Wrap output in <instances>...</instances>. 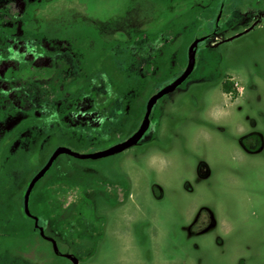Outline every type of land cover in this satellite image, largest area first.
<instances>
[{
	"label": "rangeland",
	"instance_id": "1",
	"mask_svg": "<svg viewBox=\"0 0 264 264\" xmlns=\"http://www.w3.org/2000/svg\"><path fill=\"white\" fill-rule=\"evenodd\" d=\"M0 264H264V0H0Z\"/></svg>",
	"mask_w": 264,
	"mask_h": 264
},
{
	"label": "trees",
	"instance_id": "2",
	"mask_svg": "<svg viewBox=\"0 0 264 264\" xmlns=\"http://www.w3.org/2000/svg\"><path fill=\"white\" fill-rule=\"evenodd\" d=\"M60 55L61 54H56L54 56L55 63L57 61H59V56ZM88 59L89 58H85V57H84V59H82L83 60L82 63H83V65L86 66V71H88L86 75L95 76L97 79H92V80L88 81V84H87L88 88L86 90H88V91L90 90L91 92L94 93L93 103H94L96 109H98L100 111H104L105 109L110 110L111 108H118V106H119V102H118L119 101L118 100L119 97L122 96V93H125V90L129 89L128 85L124 86V84L122 85V83L124 82L126 84L128 82V80H132V78H129L128 76H125L126 75L125 72L122 71V75H120V76H123L122 78H112L110 76V74H109V75H107L108 80L105 83L104 80H99L101 75H102V77H104V66L102 67V65L99 64V63H97L96 65H98L100 68L98 66H94L93 62L88 60ZM50 64L51 63H48L47 65H50ZM31 65H33V64H31ZM43 65H46L45 62H37L33 66H34L35 69H38L40 67L43 68L44 67ZM93 66H94V69H91V67H93ZM52 68H53V64H52V66H48L47 67V69L49 71H51ZM109 83L112 86H113V83L117 84V86H115L114 91H112L111 93H108ZM223 90H224V92L230 94L233 99L237 98V96L239 94V91H238L237 87L235 86L234 81L231 79V76H227L224 79V81H223ZM126 99H124V103L125 104H126V102H125ZM104 104H105V106H104ZM33 116L34 115L32 113L26 115V117L23 119V123L22 124H24V123L30 124L31 122H34L35 124H39L40 125L42 118H39L38 116L37 117H33ZM60 129H62V128H60V126H53L52 128H50V130L48 129V130L44 131L43 134L46 135V134L49 133V131H54L53 134L57 138H58V136H60V137L61 136H65L66 139H70L72 141L75 140V141H77L78 144L80 143L81 145H84L85 148L87 146H89L90 141L87 138V136L82 134V132L76 131L75 133L67 136V135H63L61 133ZM81 150H83V149H81ZM45 172H46V170L42 171V172H41V170L40 171L38 170L33 175V177L31 179H28L26 181L28 186L25 189V200H26V198L29 199V194H30V191H31L35 181L38 178H40Z\"/></svg>",
	"mask_w": 264,
	"mask_h": 264
},
{
	"label": "water",
	"instance_id": "3",
	"mask_svg": "<svg viewBox=\"0 0 264 264\" xmlns=\"http://www.w3.org/2000/svg\"><path fill=\"white\" fill-rule=\"evenodd\" d=\"M148 119H145L140 127L134 131L131 135H129L128 137H126L125 139L109 146L106 147L105 149H100V150H93V151H87V152H83V151H79V150H74L70 147L67 146H60L55 150V153L53 154V157L61 150V151H66V152H70L73 153L74 155L78 156V157H98L100 155H104V154H108L117 150H120L122 148H125L127 146H130L134 143H136L138 141V139L140 138V136L144 133V131L146 130V128L148 127ZM53 157H51L49 159V162L46 166V168L42 169V171L47 170V168L50 166V164L53 161ZM26 203V208L28 207V198H26L25 200ZM37 218V217H36ZM41 229L43 230V226H41Z\"/></svg>",
	"mask_w": 264,
	"mask_h": 264
},
{
	"label": "built area",
	"instance_id": "4",
	"mask_svg": "<svg viewBox=\"0 0 264 264\" xmlns=\"http://www.w3.org/2000/svg\"><path fill=\"white\" fill-rule=\"evenodd\" d=\"M233 80V79H232ZM234 81V84L236 86V84L238 83V80H233Z\"/></svg>",
	"mask_w": 264,
	"mask_h": 264
},
{
	"label": "crops",
	"instance_id": "5",
	"mask_svg": "<svg viewBox=\"0 0 264 264\" xmlns=\"http://www.w3.org/2000/svg\"><path fill=\"white\" fill-rule=\"evenodd\" d=\"M226 93V92H225Z\"/></svg>",
	"mask_w": 264,
	"mask_h": 264
}]
</instances>
